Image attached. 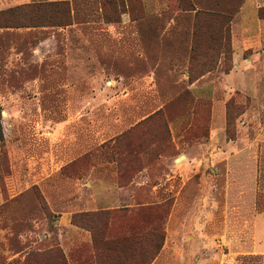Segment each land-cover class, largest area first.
<instances>
[{
    "label": "rangeland",
    "instance_id": "rangeland-1",
    "mask_svg": "<svg viewBox=\"0 0 264 264\" xmlns=\"http://www.w3.org/2000/svg\"><path fill=\"white\" fill-rule=\"evenodd\" d=\"M76 4L68 27L0 29V264L125 263L93 241L101 211L126 262L160 232L151 264H264L240 249L264 212V44L235 74V9Z\"/></svg>",
    "mask_w": 264,
    "mask_h": 264
},
{
    "label": "trees",
    "instance_id": "trees-1",
    "mask_svg": "<svg viewBox=\"0 0 264 264\" xmlns=\"http://www.w3.org/2000/svg\"><path fill=\"white\" fill-rule=\"evenodd\" d=\"M77 0L72 1H62V2H37V3H30V4H24L21 6L9 8L6 10L0 11V29H25V28H43V27H68L73 25L74 23V15L76 13V4ZM231 46V39L230 35L228 36L226 42L222 46L225 51H223L224 55H227L230 51ZM209 72L212 71V69L208 70ZM203 76V75H202ZM201 76V77H202ZM160 112V111H158ZM120 138V137H119ZM115 140V143H119L120 139ZM131 144H127L126 149L124 150V153L134 152L131 149H129ZM102 148H106L105 144ZM124 172L129 171L130 168L128 167V170L122 169ZM109 211H101L90 216L89 221L93 222V226L91 229V232L93 234V241L97 247L101 251V255L106 257L105 260L108 263L112 262H125L123 264H137L135 261L136 258L131 262L129 261V258L125 256V251H122V249L118 250L121 245L126 241H130L128 239L124 240H118V239H111L108 240L107 238L101 237L99 235L100 227L98 226L97 222H103L104 220L107 221L110 217ZM78 216L73 217V224L78 225L79 220L77 219ZM106 226V223H105ZM158 239V240H157ZM157 240V246L154 249H151L150 255L146 260L141 264H151L160 254L163 246H164V236L162 233H157L155 235V238L152 241ZM119 251L117 256L109 257L108 255L110 253ZM126 260H128L126 262Z\"/></svg>",
    "mask_w": 264,
    "mask_h": 264
},
{
    "label": "crops",
    "instance_id": "crops-1",
    "mask_svg": "<svg viewBox=\"0 0 264 264\" xmlns=\"http://www.w3.org/2000/svg\"><path fill=\"white\" fill-rule=\"evenodd\" d=\"M62 1L72 0H0V11L30 3ZM208 3L209 5H222L232 11V9H235L234 4L237 3V1L208 0ZM259 4L260 0H243L235 9L237 18L232 26V46L235 51L234 59L236 63L235 74L239 72L238 60L240 58V52H237L238 48H236V46L239 45V43L242 47L244 44H264V22L258 17ZM255 237L256 241L248 240L247 242H241L240 249L245 252L242 253V255L245 257L254 256L264 258V212L258 214V217H256ZM161 257L163 258V255ZM159 260L160 259L157 258L156 262Z\"/></svg>",
    "mask_w": 264,
    "mask_h": 264
}]
</instances>
